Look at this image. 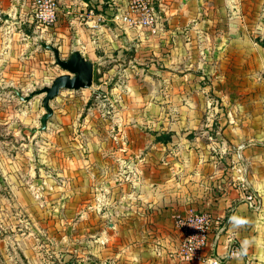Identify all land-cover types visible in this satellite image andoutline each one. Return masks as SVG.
Wrapping results in <instances>:
<instances>
[{
    "label": "rangeland",
    "instance_id": "374dc122",
    "mask_svg": "<svg viewBox=\"0 0 264 264\" xmlns=\"http://www.w3.org/2000/svg\"><path fill=\"white\" fill-rule=\"evenodd\" d=\"M54 1L56 20L48 22L36 14L44 1L0 0V264H132L126 247L120 249L122 255L112 254L111 215L107 212L113 193L109 187L94 190L85 184L87 174L93 180L97 175L107 176L106 168L86 160L91 141L108 138V124L118 128L113 130V140H122L125 136L120 126L128 124L125 115L135 114L138 119L148 102L159 104L157 79L163 56L146 53L139 42V34L155 29L158 22L153 27H138L115 19L122 0ZM203 1L198 11L205 14L209 29L188 36L187 43L180 40L181 73L187 74V82L199 78L208 90L213 77H223L229 82L223 84L229 94H264V0ZM159 3L157 0V20ZM197 22L190 23L200 28ZM127 28L135 37L133 41L109 52L112 55L105 65L91 60L95 66L92 87L62 89L51 101L54 115L48 120L49 127L34 132L45 112L44 94L25 101L15 90L27 95L68 73L39 41L56 46L65 60L79 47L96 48L98 36L106 33L109 41L110 37H123L122 41ZM244 39L248 47L254 45L251 54L250 49L244 52L253 61L247 63L250 71L236 72L233 65L238 64L239 55L231 47ZM254 48L262 50L258 62L254 61ZM223 59L226 66H221ZM127 66L131 71L124 73L126 81H122L119 77ZM166 69L181 74L172 67ZM203 90L198 94L189 89L179 105L196 102L201 124L216 125L217 113L211 120L208 117L213 104L223 107L222 100L218 93ZM130 122L134 127L145 126L143 121ZM200 130L189 133V138L195 132L205 133ZM165 135L171 139V133ZM235 153L240 155V148ZM261 155L264 149L254 147L243 167L246 177H253L258 170L261 164L254 158Z\"/></svg>",
    "mask_w": 264,
    "mask_h": 264
},
{
    "label": "crops",
    "instance_id": "0c3cea01",
    "mask_svg": "<svg viewBox=\"0 0 264 264\" xmlns=\"http://www.w3.org/2000/svg\"><path fill=\"white\" fill-rule=\"evenodd\" d=\"M201 1L159 0L157 27L139 34L146 53L160 52L163 56L159 59L162 63L157 79L159 104L148 102L144 115L138 119L134 118L135 114L125 115L124 123L128 124L120 126L124 139L113 140V130L118 128L110 123L106 130L108 138H96L90 143L91 152L86 162L100 164L106 168L107 176L97 175L93 180L87 174L85 184L94 190L109 187L113 193L107 212L111 215L108 226L114 242L112 254L122 255L120 249L126 247V257L132 259V264H208L209 256L228 258L224 264H264V156L254 158L261 165L253 177L243 174L254 147L264 149V94H229L230 89L225 92L227 88L223 85L229 83L227 78L213 77L208 88L218 93L223 105L222 108L215 104L211 107L212 115L208 119L217 113L216 125L201 124L196 102H190V106L179 105L189 89L198 94L201 88L203 92L208 90L199 78L193 77L188 81L189 87L187 74L181 73L183 65L179 57L182 39L187 43L188 36L199 31L205 33L204 27H208L204 23L205 14L198 11ZM191 21H198L200 28ZM129 32L127 28V36L122 41L123 37L120 40L110 37L112 41H109L106 33L104 37L98 36L96 48L78 49L87 59L105 65L112 55L109 52L133 41L135 37ZM242 41L244 43L235 42L231 47L239 55L238 64L233 65L236 72L250 71L247 63L253 61L244 52L250 49L248 54H251L254 45L248 47L246 39ZM162 50L169 52L162 54ZM254 51V61L258 62L262 50L254 48ZM224 59L221 66H226ZM168 67L181 74L169 71ZM127 71H131L130 66L121 72L122 81H126L123 75ZM131 119L143 121L145 126L134 127ZM198 129L205 133L195 132L189 138L188 134ZM167 133H171L169 141L156 139L157 134ZM241 147L245 148L241 150ZM239 148L240 155L235 153ZM248 193L260 199L259 209L249 207L245 200ZM192 211L209 212L213 226L204 250L205 260L184 262L178 254L183 234L176 219ZM217 233L220 234L218 240L214 239ZM232 246L240 251L231 254Z\"/></svg>",
    "mask_w": 264,
    "mask_h": 264
},
{
    "label": "built area",
    "instance_id": "2783aa9c",
    "mask_svg": "<svg viewBox=\"0 0 264 264\" xmlns=\"http://www.w3.org/2000/svg\"><path fill=\"white\" fill-rule=\"evenodd\" d=\"M44 1L39 4L37 17L41 21L54 22L56 20L55 10L56 2L54 0H39ZM122 7L118 8V12L114 14L115 19L129 26H155L157 23V0H122ZM45 7V8H44ZM245 200L249 207L253 210L260 208V199L253 193H248ZM176 225L183 234V239L178 251L179 257L185 262L204 261V250L209 242V236L212 231L213 217L209 212L192 211L185 215H180L176 219ZM220 234L215 235L216 240ZM240 248L232 246L231 254L239 252ZM208 264H224L228 258H218L217 256H209Z\"/></svg>",
    "mask_w": 264,
    "mask_h": 264
},
{
    "label": "water",
    "instance_id": "95a60500",
    "mask_svg": "<svg viewBox=\"0 0 264 264\" xmlns=\"http://www.w3.org/2000/svg\"><path fill=\"white\" fill-rule=\"evenodd\" d=\"M39 43L53 52L56 64L68 73L57 76L50 85L33 90L27 95L15 90L16 94L25 101H30L38 94H44L42 103L45 112L40 118L41 126L35 128L34 132L47 128L48 120L54 112L51 101L59 95L62 89L79 90L81 88H90L93 85L95 73L94 63L87 59L79 49L73 50L68 59L64 60L61 58L60 50L56 46L41 40Z\"/></svg>",
    "mask_w": 264,
    "mask_h": 264
},
{
    "label": "trees",
    "instance_id": "16d2710c",
    "mask_svg": "<svg viewBox=\"0 0 264 264\" xmlns=\"http://www.w3.org/2000/svg\"><path fill=\"white\" fill-rule=\"evenodd\" d=\"M156 139L158 140V141H163V142H167V141H169V139H170V135H163V134H157V137H156Z\"/></svg>",
    "mask_w": 264,
    "mask_h": 264
}]
</instances>
